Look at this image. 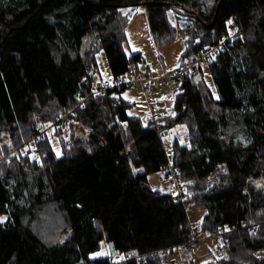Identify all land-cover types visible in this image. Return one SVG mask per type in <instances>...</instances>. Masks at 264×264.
<instances>
[{
    "label": "trees",
    "instance_id": "trees-1",
    "mask_svg": "<svg viewBox=\"0 0 264 264\" xmlns=\"http://www.w3.org/2000/svg\"><path fill=\"white\" fill-rule=\"evenodd\" d=\"M135 6L146 8L156 48L181 38L169 73L193 69L166 81L178 91L159 130L129 114L128 88L90 95L100 52L113 77L142 62L123 49L122 11ZM177 9L189 21L179 30L168 17ZM209 49L205 64L195 62ZM57 117L85 128L59 141L61 155L44 131L30 153L8 156L37 120L57 130ZM176 125L188 136L170 157L187 210L148 181L168 161L160 134ZM0 141V264H114L91 256L102 241L123 257L115 264H166L165 250L194 238L192 208L205 210L198 237L218 247L202 264H264V0H0ZM45 208L56 215L45 226L53 239L37 226Z\"/></svg>",
    "mask_w": 264,
    "mask_h": 264
},
{
    "label": "rangeland",
    "instance_id": "rangeland-1",
    "mask_svg": "<svg viewBox=\"0 0 264 264\" xmlns=\"http://www.w3.org/2000/svg\"><path fill=\"white\" fill-rule=\"evenodd\" d=\"M122 13L125 15L127 19V27H126V39L123 42V49L127 54L130 53H140L142 57V62L137 66L131 64L130 67L135 70L136 76L140 77L144 74H149L151 77L155 78L158 76H163L165 73H169L174 71L177 67H179V56L181 47V38L177 37L176 41L163 49H158L155 47L152 36L148 26L147 20V11L143 6H135L128 7L123 9ZM168 17L171 20V23L179 30L189 23L187 19V15H183V11L181 9H177L176 11H169ZM181 36V35H180ZM90 41L85 43L84 50H87ZM98 66L97 69L93 72L96 78L100 77V79H104L110 77V71L108 68L107 60L103 52H100L97 55ZM137 67V68H135ZM205 79L210 86V88L215 92V85L212 80V77L207 69H205ZM178 91V82L170 81L161 85H156L154 92L151 96L147 97L142 87L137 84L134 85L127 90H124L121 94V97L129 102L130 107L128 108V112L130 115L139 116L142 119V123L144 125L149 123L153 126L150 116L151 113L161 114L162 118H165L169 115L170 109L172 107V101L175 94ZM56 118V129L54 123H44L43 128L45 131V135L51 141L55 153L59 156L61 155V149L59 145V141L63 144L69 139V132L73 129L75 134L85 130L82 125L73 123L72 126H68V122L64 121V119ZM70 125V124H69ZM54 126V127H53ZM55 130V131H54ZM43 131V130H42ZM161 140L163 146L166 150H171V145L173 142H177L179 144H187L188 136L185 126L176 125L171 130H165L161 136ZM28 143V142H27ZM35 143H28V148H35ZM64 145V144H63ZM0 146L2 143L0 141ZM33 151V149H32ZM11 150L8 153L10 156ZM31 157L37 158L36 155ZM221 168V167H220ZM218 173H216L215 177L210 181H207L206 184L208 188L217 184L220 180V175L224 171V169H220ZM148 181L150 186L153 189L159 190L165 193H171L173 191L171 182L168 180H164L162 172L153 173L148 176ZM205 213V210H196L191 209L188 212L189 221L194 224H200L201 219ZM56 217L55 213L52 209H44V216L39 218V224H37L38 228L41 230V233L44 232L49 233L47 237L53 239L52 232L45 226L49 225L47 223L49 220ZM8 220L7 214L0 215V222L6 223ZM51 221L50 225L53 223ZM41 224V227H40ZM58 229V228H57ZM45 230V231H44ZM199 241L197 244V253L195 254H187L184 257L180 256L176 251L173 253V257L176 259L177 264H189L190 260L193 264H202L205 262L213 261L216 259V249L214 246L213 240L209 238H205L202 235L198 237ZM92 257H107L110 258L114 264L116 262H121L123 257L114 252L110 245H108L105 241H102L101 248L97 252L91 255Z\"/></svg>",
    "mask_w": 264,
    "mask_h": 264
},
{
    "label": "built area",
    "instance_id": "built-area-1",
    "mask_svg": "<svg viewBox=\"0 0 264 264\" xmlns=\"http://www.w3.org/2000/svg\"><path fill=\"white\" fill-rule=\"evenodd\" d=\"M214 49H209L203 52L202 55L198 56L195 58V62H199L200 64L203 63L205 64L207 57L212 54ZM193 69L189 65L185 69H178L173 73H169L166 76H161L157 77L156 79L152 80L148 75H144L142 77H137L136 73L133 69H130L129 72L125 75L122 76H117V77H107L104 79H100V77L94 79L90 91L91 96H99L103 94L107 90H113V89H122V88H130L134 85L140 84L142 89L144 90L145 94L147 97L151 96L152 93L154 92V85H161L165 83L167 80H170L174 77L179 78L182 76L183 73L189 74ZM78 99L80 100L81 106L82 102H84L85 97L79 95ZM151 122L153 126L158 129V126L160 125L162 121V115L161 114H155L151 113L150 116ZM43 123L41 120H37L33 126V136L31 139L28 141V143H35L38 138L42 135L44 132V128L42 127ZM43 130V131H42ZM162 136V134H160ZM28 143L21 145L20 147L11 150V153H15L19 150L25 153H30V150L28 148ZM172 156L171 150H166V157L168 159L167 163L163 167V170L161 171L163 174L164 180H168L171 182L172 186V198L175 201L180 202L182 205H184L185 209H189L188 205V192H187V186L186 182L181 179V172L177 168H175L170 160V157ZM189 226L191 229L192 236L194 237L191 243L180 245L175 249L177 250L178 254H195L197 253V244H198V231H199V225L191 223L189 221ZM218 250V247L215 248ZM168 250H165V254L168 255L166 264H177L176 259L173 257V255L167 254ZM184 252V253H183ZM185 254V255H186Z\"/></svg>",
    "mask_w": 264,
    "mask_h": 264
},
{
    "label": "crops",
    "instance_id": "crops-1",
    "mask_svg": "<svg viewBox=\"0 0 264 264\" xmlns=\"http://www.w3.org/2000/svg\"><path fill=\"white\" fill-rule=\"evenodd\" d=\"M111 75V74H110Z\"/></svg>",
    "mask_w": 264,
    "mask_h": 264
}]
</instances>
